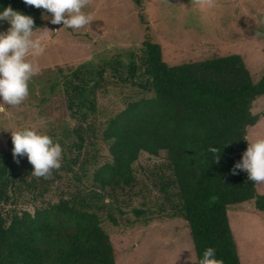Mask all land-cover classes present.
Returning <instances> with one entry per match:
<instances>
[{
  "label": "trees",
  "instance_id": "obj_1",
  "mask_svg": "<svg viewBox=\"0 0 264 264\" xmlns=\"http://www.w3.org/2000/svg\"><path fill=\"white\" fill-rule=\"evenodd\" d=\"M9 6L43 27L40 9L0 0V12ZM59 73L51 89H62L76 122L52 138L63 148L61 168L51 179L37 178L26 156L16 163L13 151L0 150V264H117L107 226L121 225L124 209L138 199L154 206L133 208L139 220L149 221L151 210L186 222L198 264L208 247L224 264H241L228 208L255 200L264 211V195L247 172L232 170L258 120L251 108L264 95V76L255 83L238 54L172 66L151 40L141 54ZM113 85L135 97L101 121L99 94ZM144 155L159 161L141 165L140 179Z\"/></svg>",
  "mask_w": 264,
  "mask_h": 264
},
{
  "label": "rangeland",
  "instance_id": "obj_2",
  "mask_svg": "<svg viewBox=\"0 0 264 264\" xmlns=\"http://www.w3.org/2000/svg\"><path fill=\"white\" fill-rule=\"evenodd\" d=\"M40 11L42 28L54 33L42 41V55L29 56L40 66V73L29 84L28 98L18 107L0 103V150L13 151V131L29 128L52 133L54 138L66 124L75 125L62 89H51L61 78L60 69L87 62L98 64L102 59L130 52L141 54L145 40L160 44L163 60L172 66L238 54L255 83L264 76V0H213L212 6L196 0H92L85 11L94 19L79 30L53 25L43 18L51 14ZM9 27L7 21H0V32ZM134 97L128 87L109 86L106 95L99 94V118L105 121ZM251 113L258 120L247 128L248 140L264 138V95L252 104ZM102 154L108 155L105 146ZM158 161L142 156L137 163L138 177L146 178L141 165ZM255 186L257 194L264 195V185L255 182ZM155 198L152 196V200ZM142 202L138 199L124 209L121 225L107 226L118 253L117 264H198L186 222L182 218L152 216L151 210L149 221L139 220L132 209H143ZM149 207L154 208L152 203L145 208ZM23 208L33 210L29 205ZM228 217L241 264H264V211L250 200L230 206Z\"/></svg>",
  "mask_w": 264,
  "mask_h": 264
},
{
  "label": "clouds",
  "instance_id": "obj_3",
  "mask_svg": "<svg viewBox=\"0 0 264 264\" xmlns=\"http://www.w3.org/2000/svg\"><path fill=\"white\" fill-rule=\"evenodd\" d=\"M92 0H24L28 6L44 9L51 16H44L53 25L63 28L82 29L94 19L89 7ZM199 4L213 5V0H196ZM0 21H7L10 27L0 32V103L18 107L29 96V84L40 73V66L30 59L43 54L42 41L51 33L47 27H35L34 18L11 6L0 12ZM62 28V29H63ZM57 32V31H56ZM257 35H260L257 33ZM13 157L19 163V157L26 156L34 171L31 175L37 178L51 179L54 170L62 166L63 148L60 143L47 134L29 128L11 132ZM248 148L241 162H237L232 174L237 170L245 171L248 179L256 185H264V138L249 141ZM209 151L217 153L218 149L210 147ZM220 155L215 162L219 163ZM199 264H224L216 258V250L208 247L203 252Z\"/></svg>",
  "mask_w": 264,
  "mask_h": 264
}]
</instances>
